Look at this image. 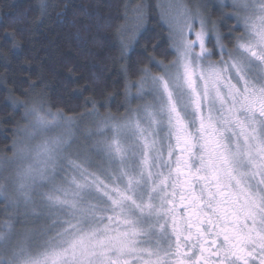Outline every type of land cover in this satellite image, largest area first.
<instances>
[{
	"label": "snow or ice",
	"instance_id": "6c2138e0",
	"mask_svg": "<svg viewBox=\"0 0 264 264\" xmlns=\"http://www.w3.org/2000/svg\"><path fill=\"white\" fill-rule=\"evenodd\" d=\"M215 10L162 17L152 51L174 58L143 50L123 116L94 100L79 116L43 95L5 102L23 124L4 130L0 264H264V0ZM142 35L118 33L122 60ZM21 216L38 227L18 232Z\"/></svg>",
	"mask_w": 264,
	"mask_h": 264
},
{
	"label": "trees",
	"instance_id": "16d2710c",
	"mask_svg": "<svg viewBox=\"0 0 264 264\" xmlns=\"http://www.w3.org/2000/svg\"><path fill=\"white\" fill-rule=\"evenodd\" d=\"M39 3L0 0V159L12 155L6 151L12 132L4 130L23 124V110L14 112L5 106L6 101L10 104L11 100L43 95L66 115L79 116L86 111L85 100H94L107 105L100 108L101 115L111 112L123 116L125 84L139 78L138 68L150 66L143 50L147 48V55L157 61L168 63L173 59L165 53L166 44L152 51V46L167 36L161 22L163 0H45L47 8L43 10L38 8ZM219 3L205 0L204 11L214 21L220 16L215 10ZM137 8L144 14L142 19ZM232 24L228 21L219 30L226 33ZM121 30L128 36L143 31L134 51L123 60L118 40ZM126 66L127 72L121 73ZM32 84L36 85L34 89L30 88ZM9 116L12 120L4 123ZM88 123L81 124V129ZM3 218L0 216V220ZM34 227L38 225L26 224L21 216L17 231Z\"/></svg>",
	"mask_w": 264,
	"mask_h": 264
},
{
	"label": "rangeland",
	"instance_id": "374dc122",
	"mask_svg": "<svg viewBox=\"0 0 264 264\" xmlns=\"http://www.w3.org/2000/svg\"><path fill=\"white\" fill-rule=\"evenodd\" d=\"M204 4H205V0H163V4H162L163 11L161 12V14H163V16L174 15L177 8L180 6H188V7L194 8L197 5H201L203 7V10H205ZM214 59H216V57H214ZM134 103L135 105L133 106V108L136 107L137 103H140V102L134 101ZM88 125L89 123L86 124L84 128L87 127ZM83 143L84 142L81 139L77 145H74V148L79 147ZM93 159L96 160L97 163L101 162L100 159L98 157H95L94 154H93ZM11 172H12V169H9L7 172L4 173V175H10Z\"/></svg>",
	"mask_w": 264,
	"mask_h": 264
}]
</instances>
